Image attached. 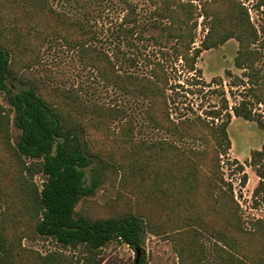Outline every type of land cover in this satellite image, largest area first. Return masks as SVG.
<instances>
[{"label": "trees", "instance_id": "trees-1", "mask_svg": "<svg viewBox=\"0 0 264 264\" xmlns=\"http://www.w3.org/2000/svg\"><path fill=\"white\" fill-rule=\"evenodd\" d=\"M119 1L125 3L129 11L121 27L137 22L135 7L127 0ZM158 1H162L165 6L156 8L152 14L156 19L171 20L163 29L177 41L175 55L185 61V66L190 71L199 72L196 60L204 51L230 39H236L241 46L235 65L241 69L254 66L258 56L249 47L258 42V36L250 23L247 10L240 3L226 0L231 14L227 18L220 15L223 11L220 13L204 6V15L212 18L211 32L201 47L191 55V44L195 37V27L190 25L194 14L193 5L179 0H152L153 3ZM168 1L179 4L176 7L181 14L178 25L177 11L166 8ZM260 1L264 4V0ZM60 27L67 33H60ZM126 30L128 33H135L136 24ZM46 40H64L71 49H80L87 64L97 71L105 85L136 98L147 97L149 107L145 113L153 128L176 135L180 139L205 142L206 147L198 150L182 148L168 140L129 142L139 148V151L125 152L123 161H117L112 155L123 171L124 181L131 180L135 173H144L147 180H151L145 190L146 196L159 204L168 205L173 211H186L183 223L186 226L187 240L180 234L173 236L176 244L182 241L185 243L184 247L182 245L180 250L177 249L182 257L190 249L191 252H196L191 254V264H199L204 255V246L197 238L201 231L195 227L201 225V218L190 215V212L198 207L201 198L203 173L200 171V160L207 154L210 172L205 177V192L211 206L210 212L214 216L222 215L232 231L241 229L232 187H225L220 159L222 153L226 154L231 149L228 128L232 115L227 113V120L221 119V123H215L216 119L222 118V112L228 109L225 99L220 109L214 106L206 111V117L197 115L195 118L175 121L171 118L167 91L176 87L170 85L163 63L156 62L151 75L147 77L122 74L109 54L93 44V41L99 40V36L83 20L59 13L48 0H0V92L7 95L12 107L10 112L15 114V125L22 132L16 146L12 148L18 158V174L15 179L8 175V183L0 178V200L7 205L0 212V264H19V259L26 251L22 247V241L29 237L51 238L64 248L84 247L90 255H98L104 247L118 241L132 249L136 259L140 253L138 264H145L144 246L148 230L154 234H163L165 227L178 224L173 220L153 226L143 215L135 212L93 217L86 208L77 211L79 203L89 196H95L100 185L98 179H94L90 185L87 183L86 171L94 165L95 152L91 146L92 139H87L86 132L92 128L104 130L103 123L124 117L125 111L101 105L91 106L83 100L77 89L49 88L34 76L31 73V60L27 56H33L37 51L39 53L40 46ZM10 112L5 114V110L0 108V131L4 132L9 144ZM234 113L246 120L255 118L252 111L244 106L235 107ZM129 139L126 135L123 140ZM263 157L264 150L257 151L252 160L258 165ZM26 159L32 162L26 164ZM239 166L243 169L242 165ZM38 174L45 177L42 189L34 183V177ZM260 176L264 179V173ZM262 187L264 181L260 183L256 193H260ZM14 194L23 203L25 213L32 223L30 231H18L16 225L19 219L15 211ZM254 226L253 235L264 236V221L259 220ZM211 236L229 248H222L226 264H248L244 259L247 255L241 252L236 240L227 230H217ZM192 248L195 250L192 251ZM60 256L63 255H39V264H62ZM92 264L101 262L95 261Z\"/></svg>", "mask_w": 264, "mask_h": 264}, {"label": "rangeland", "instance_id": "rangeland-1", "mask_svg": "<svg viewBox=\"0 0 264 264\" xmlns=\"http://www.w3.org/2000/svg\"><path fill=\"white\" fill-rule=\"evenodd\" d=\"M127 1L136 9L137 22L121 27L129 11L126 4L119 0H48L59 13L86 22L99 36V40L93 41V44L109 54L122 74L147 77L151 75L156 62L163 63L170 85L176 87L175 89L171 87L167 91L173 120L195 118L197 115L206 117V111L213 109L214 106L220 109L224 99L227 101L228 109L222 112V118L216 119L215 123H221V119L227 120V113L232 115L228 128L231 149L226 154L222 153L220 159L225 187L226 189L232 187L241 229L232 231L222 215L214 216L210 212L211 206L205 192L207 187L205 177L209 176L210 172L207 154L200 160L202 165L200 171L203 173L201 198L198 207L190 212V215L201 218V225L195 226L201 231L197 238L205 249L199 264H226L222 248L227 250L229 248L211 236L217 230H227L230 233L241 252L247 255L244 259L248 264H264V236H255L252 233L255 230L254 224L259 220L264 221V187L260 193H256V189L264 181L260 176L264 173V157L258 165L252 160L255 152L264 150V4L260 0H233L247 10L250 23L257 32L258 42L249 47L258 56L254 66L241 69L235 65L241 46L236 39H230L200 55L196 60V69L199 70L197 73L190 71L185 66V61L175 55L174 47L177 41L169 37L163 29L171 20L156 19L152 14L156 8L165 6L163 2ZM179 1L194 7L193 18L190 20V25L195 27L193 30L195 37L190 51V54L194 55L195 49L201 47L212 28V18L204 15V6L220 13L223 11L219 14L224 18L231 15L230 7L226 0ZM166 5V8L177 11L176 7L179 4L168 1ZM178 12L176 25L180 24L181 14ZM134 24L136 32L128 33L126 29L133 27ZM60 33L67 32L60 27ZM46 41L40 46L39 53L37 51L33 56H27L31 60V73L34 76L41 79L49 88L77 89L83 100L91 106L101 105L125 111L124 117L103 123L104 130L92 128L86 132L87 139H92L91 146L95 152L94 165L86 171L87 183L90 185L94 179H98L100 185L95 196H89L79 203L77 211L86 208L93 217L135 212L143 215L153 226L164 224L163 221L176 220L178 224L165 227L163 234H154L148 230L144 246L145 264H191V254L196 252L186 250L183 253L186 258L182 257L177 249L180 250L185 243L182 241L176 244L173 239L175 234H180L185 241L187 240L186 226L183 223L187 216L186 211H173L168 205L159 204L146 196L145 190L151 180H147L144 173H135L131 180L124 181L123 171L117 161H123L124 153L127 151H139V148L133 146V142L168 140L182 148L196 150L204 149L205 142L180 139L176 135L153 128L145 113L149 107L147 97L136 98L113 86L105 85L97 71L87 64L80 49H71L64 40ZM214 79L219 81L215 82ZM243 106L252 111L254 120H246L235 115L234 108ZM1 107L5 114L12 111L4 92H0ZM10 116V144L6 142L4 132L0 131V178L4 183H8V175L15 179L18 174V158L12 148L16 146L22 133L15 125V114L10 112ZM208 120L211 118L208 117ZM126 135L130 137L129 141L123 140ZM25 161L26 164L32 162L30 159ZM239 165H242L243 169ZM44 181L45 177L41 174L34 177V183L39 189H42ZM17 196L14 194L13 197L19 219L16 226L19 233L30 231L32 223L25 213L23 203L16 199ZM6 206L5 202L0 200V212L5 210ZM22 247L26 251L19 259V264H39L41 262L39 255L46 257L53 254L63 255L59 257L62 264H92L95 261L101 264H135L136 260L135 252L118 241L104 247L98 255H90L84 247L64 248L51 238H25ZM194 250L195 248H192V251Z\"/></svg>", "mask_w": 264, "mask_h": 264}, {"label": "water", "instance_id": "water-1", "mask_svg": "<svg viewBox=\"0 0 264 264\" xmlns=\"http://www.w3.org/2000/svg\"><path fill=\"white\" fill-rule=\"evenodd\" d=\"M140 256H141V254H140V253H138V256H137V259H136V264H138V262H139V259H140Z\"/></svg>", "mask_w": 264, "mask_h": 264}]
</instances>
